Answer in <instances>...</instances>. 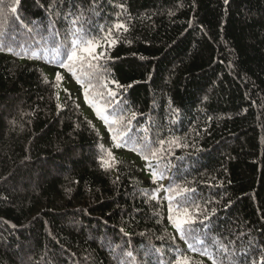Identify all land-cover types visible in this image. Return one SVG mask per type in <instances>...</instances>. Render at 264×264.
<instances>
[{"label":"trees","instance_id":"16d2710c","mask_svg":"<svg viewBox=\"0 0 264 264\" xmlns=\"http://www.w3.org/2000/svg\"><path fill=\"white\" fill-rule=\"evenodd\" d=\"M73 17L102 51L116 40L99 61L107 88L58 66L51 50L71 39ZM96 104L110 121L123 115L112 127L131 139L116 147L109 124L99 131ZM160 140L176 143L159 163L145 160ZM153 169L165 178L153 181ZM176 185L195 189L199 219L211 217V231L195 225L201 237L227 245L206 244L217 260L259 264L264 0H0V264H174V247L212 264L168 219L166 189Z\"/></svg>","mask_w":264,"mask_h":264},{"label":"snow or ice","instance_id":"6c2138e0","mask_svg":"<svg viewBox=\"0 0 264 264\" xmlns=\"http://www.w3.org/2000/svg\"><path fill=\"white\" fill-rule=\"evenodd\" d=\"M19 0H17V3ZM122 7V6H121ZM11 12L15 13L16 8L12 7ZM69 16H72L71 13H69ZM72 27L69 29L67 36L70 35L71 39L60 46H57L55 49H52L54 56H60L61 59L58 62V66L64 69H67L76 79L78 83H81L82 86H84L83 78H87L89 81H91L93 78H95L97 75L100 76L101 82L107 80V73L108 69L99 63V61L103 59H107V52L106 49L116 43L115 39H111L104 45L103 51H100L97 53V48L101 47L100 45V38H97L93 35V29L89 27L87 30L83 27L82 24H80V18L79 17H73L70 21ZM113 27L117 30L123 29L127 31V28L122 23H116L113 25ZM101 32H105V36L103 39L108 40L109 37L112 35L111 28L105 30L104 28L100 29ZM54 35H59V33H54ZM33 55H36V53H33ZM95 61V63H94ZM87 66L90 71L84 72V68ZM78 70L81 72V75H77ZM57 81L61 80L59 74H57L56 77ZM112 84H115L117 88L122 87L119 85L115 80L111 81ZM103 86L107 88V83H103ZM95 85L91 82L87 84L85 87V98L88 100L90 90L93 89ZM97 95H102V93H96ZM108 94L114 99L117 96V92L113 91L111 88H108ZM95 106V105H93ZM105 108H97V115L101 117L106 124H109V131L112 132V139L114 141H117L116 147L121 146V141L127 142L125 140V137H128V139H131V137L128 136V129L125 126L124 129L122 128H113L112 125H120L124 123L125 117L123 115H119L118 117L116 115H113V118L111 121L109 120L108 115H104ZM114 111L117 113H123L125 111V108L123 106V102L116 100L114 105ZM136 114H132L131 119H135ZM131 119L127 121V124H131ZM165 143H176L175 140L171 142H166L164 140H160L159 144L161 147L159 149H153L151 152V155H144L141 151V155L145 160H150L152 158H156L157 162L159 163V160L161 157L159 156V153L163 152V145ZM135 150V149H134ZM108 156L110 158V161L102 163H106L107 166H111V161H114V157L112 156V153L109 151ZM149 167H151V164H149ZM152 177L153 181H155L157 178L164 179V173L158 172L156 169L152 170ZM166 192L169 193L167 196L169 207L168 212L169 216L168 219L171 222L172 226L175 228L176 232L179 234L180 239L184 240L185 243L188 246V249L192 251H196L197 249L194 246L193 241L196 244H200L202 247L200 249V254L208 256V258L212 261V264H223V260H217L213 253L208 250V247L206 246L207 243H211L213 247H216V249L220 252H227L228 248L227 245H225L220 240H215L212 238H208L207 241L201 237V232L207 229V231H211L212 229L210 227L206 226V222L211 220V217L208 214L203 215V219H199L200 216V205L195 202V200L190 198L189 194H194L195 189H192L190 187H183L180 185H176L175 187H169L166 189ZM195 209L196 213L195 215L191 211V209ZM214 214V211H213ZM199 224L201 226V232H197L195 225ZM174 239V238H173ZM173 251V261L174 264H191V261L189 257L182 253L178 247H174L172 249ZM129 256L132 255L131 252L128 253ZM247 255V253H245ZM170 264H173L172 261H170ZM255 264V262H253ZM259 264H264V256L260 258Z\"/></svg>","mask_w":264,"mask_h":264},{"label":"rangeland","instance_id":"374dc122","mask_svg":"<svg viewBox=\"0 0 264 264\" xmlns=\"http://www.w3.org/2000/svg\"><path fill=\"white\" fill-rule=\"evenodd\" d=\"M101 45V44H100ZM97 53H99L100 51H102V45H101V47H99V48H97ZM97 108H104L102 105H100V104H96L94 107H93V110H94V114L96 115V126H97V128H98V130L99 131H101V132H103V130H104V128L106 127V123H105V121L101 118V117H99L98 115H97V111H96V109ZM104 115H106V113L104 112Z\"/></svg>","mask_w":264,"mask_h":264},{"label":"bare ground","instance_id":"6f19581e","mask_svg":"<svg viewBox=\"0 0 264 264\" xmlns=\"http://www.w3.org/2000/svg\"><path fill=\"white\" fill-rule=\"evenodd\" d=\"M22 19V18H21Z\"/></svg>","mask_w":264,"mask_h":264}]
</instances>
